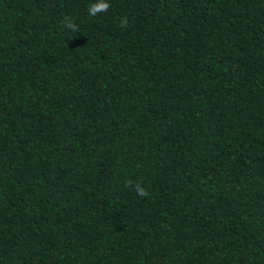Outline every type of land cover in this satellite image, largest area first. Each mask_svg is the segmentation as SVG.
Segmentation results:
<instances>
[{
	"label": "trees",
	"instance_id": "1",
	"mask_svg": "<svg viewBox=\"0 0 264 264\" xmlns=\"http://www.w3.org/2000/svg\"><path fill=\"white\" fill-rule=\"evenodd\" d=\"M93 2L0 0V264H264V0Z\"/></svg>",
	"mask_w": 264,
	"mask_h": 264
},
{
	"label": "clouds",
	"instance_id": "2",
	"mask_svg": "<svg viewBox=\"0 0 264 264\" xmlns=\"http://www.w3.org/2000/svg\"><path fill=\"white\" fill-rule=\"evenodd\" d=\"M109 7L110 4L108 0H94V2L89 5L88 12L90 16H96L102 12H106ZM127 23V19L125 18L121 20L120 26L125 27ZM63 25L71 31H77V25L67 15L64 17ZM126 186L134 188L135 192L140 197L149 196V192L147 191V189L142 187L140 183H136L135 185H133L132 181L129 180Z\"/></svg>",
	"mask_w": 264,
	"mask_h": 264
}]
</instances>
